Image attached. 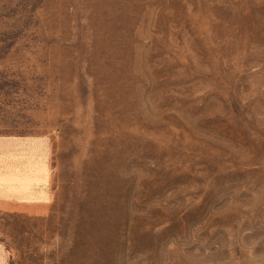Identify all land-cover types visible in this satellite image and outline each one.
<instances>
[{
	"label": "rangeland",
	"instance_id": "obj_1",
	"mask_svg": "<svg viewBox=\"0 0 264 264\" xmlns=\"http://www.w3.org/2000/svg\"><path fill=\"white\" fill-rule=\"evenodd\" d=\"M0 264H264V0H0Z\"/></svg>",
	"mask_w": 264,
	"mask_h": 264
},
{
	"label": "crops",
	"instance_id": "obj_2",
	"mask_svg": "<svg viewBox=\"0 0 264 264\" xmlns=\"http://www.w3.org/2000/svg\"><path fill=\"white\" fill-rule=\"evenodd\" d=\"M23 138H26V137H23Z\"/></svg>",
	"mask_w": 264,
	"mask_h": 264
}]
</instances>
